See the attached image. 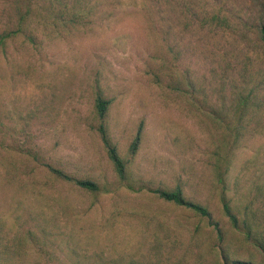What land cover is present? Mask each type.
Instances as JSON below:
<instances>
[{
  "label": "rangeland",
  "instance_id": "1",
  "mask_svg": "<svg viewBox=\"0 0 264 264\" xmlns=\"http://www.w3.org/2000/svg\"><path fill=\"white\" fill-rule=\"evenodd\" d=\"M259 26L254 0H0V264H264V111L235 144L208 113L262 80ZM175 186L209 218L154 193Z\"/></svg>",
  "mask_w": 264,
  "mask_h": 264
},
{
  "label": "trees",
  "instance_id": "2",
  "mask_svg": "<svg viewBox=\"0 0 264 264\" xmlns=\"http://www.w3.org/2000/svg\"><path fill=\"white\" fill-rule=\"evenodd\" d=\"M257 4L260 14V26L257 28L256 35L259 40L262 49L264 50V0H254ZM0 43H4V37L0 35ZM241 81L233 80L231 81V85L229 88V98H227L226 102H222L217 109L210 107L208 110L209 115L215 119L217 125L220 128H223L225 132H229L230 136L233 137V143L235 144L239 138L243 135L245 131V126L241 124L242 120L248 118L252 120L256 118L255 114L261 113L264 111V76L262 80H258L253 82L252 80L247 81L243 76H241ZM157 84H160V79L155 81ZM187 91H200L191 81L186 80L185 82ZM174 89L179 90L178 92L183 91V84L178 83ZM221 100L223 96L219 97ZM192 99L195 101L198 108L207 106V99L202 98L201 101L197 98ZM110 101L105 100L101 97H98L95 102V112L98 118L101 120L100 126L98 127V133L104 145V148L107 152V155L114 167V170L120 179H125L126 174V163L124 159L119 155L117 147L112 144L109 137L107 136L106 129L104 127L103 121L105 120V116L109 107ZM233 119L236 122L232 125V122L229 120ZM260 126L253 127L252 130L261 129V132L264 127L259 128ZM249 131V133H251ZM142 138V128L139 127L134 139L129 145L128 152L131 156H134L141 144ZM50 172L59 180L66 181L69 183H73L76 187L88 191L90 193H96L99 191V186L96 182L90 179H76L73 178L61 170L48 167ZM219 181L224 184V179H220ZM161 199L167 202L174 203L178 206L188 208L200 216L209 218V213L207 209L199 204H195L186 199L182 189L179 186H175L171 190H157L154 191ZM223 209L225 215L229 218L232 225L237 228V221L234 214L230 211V208L226 202L223 201ZM251 241L256 245L257 248L264 251V239L256 237H251V233H249Z\"/></svg>",
  "mask_w": 264,
  "mask_h": 264
}]
</instances>
